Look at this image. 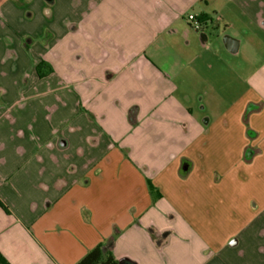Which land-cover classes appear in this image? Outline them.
<instances>
[{"label": "crops", "instance_id": "obj_1", "mask_svg": "<svg viewBox=\"0 0 264 264\" xmlns=\"http://www.w3.org/2000/svg\"><path fill=\"white\" fill-rule=\"evenodd\" d=\"M110 239L118 262L264 264V0H0V255Z\"/></svg>", "mask_w": 264, "mask_h": 264}, {"label": "trees", "instance_id": "obj_2", "mask_svg": "<svg viewBox=\"0 0 264 264\" xmlns=\"http://www.w3.org/2000/svg\"><path fill=\"white\" fill-rule=\"evenodd\" d=\"M36 71L39 77L49 74L51 68L48 64L41 62L36 66ZM113 239H110L105 245L99 246L88 252L76 264H134L133 262L124 259L120 262L116 261L108 252L112 248ZM104 251H107L104 253ZM0 264H8V262L0 255Z\"/></svg>", "mask_w": 264, "mask_h": 264}, {"label": "rangeland", "instance_id": "obj_3", "mask_svg": "<svg viewBox=\"0 0 264 264\" xmlns=\"http://www.w3.org/2000/svg\"><path fill=\"white\" fill-rule=\"evenodd\" d=\"M29 59L26 58V57H22V58H18L16 60V62L14 61L13 63L12 62H4L2 61L1 62V65H3L5 68H10V69H13L14 67L16 69H29Z\"/></svg>", "mask_w": 264, "mask_h": 264}, {"label": "built area", "instance_id": "obj_4", "mask_svg": "<svg viewBox=\"0 0 264 264\" xmlns=\"http://www.w3.org/2000/svg\"><path fill=\"white\" fill-rule=\"evenodd\" d=\"M192 29H194L195 31H198L201 29V22L196 19L193 15H189L187 17Z\"/></svg>", "mask_w": 264, "mask_h": 264}]
</instances>
